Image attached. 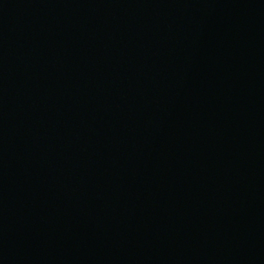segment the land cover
I'll return each instance as SVG.
<instances>
[{"label": "water", "instance_id": "95a60500", "mask_svg": "<svg viewBox=\"0 0 264 264\" xmlns=\"http://www.w3.org/2000/svg\"><path fill=\"white\" fill-rule=\"evenodd\" d=\"M0 264H264V0H0Z\"/></svg>", "mask_w": 264, "mask_h": 264}]
</instances>
